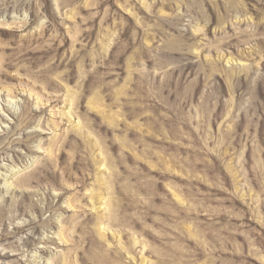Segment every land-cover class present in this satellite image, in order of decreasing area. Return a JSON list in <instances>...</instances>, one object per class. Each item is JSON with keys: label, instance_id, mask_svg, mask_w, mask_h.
<instances>
[{"label": "rangeland", "instance_id": "rangeland-1", "mask_svg": "<svg viewBox=\"0 0 264 264\" xmlns=\"http://www.w3.org/2000/svg\"><path fill=\"white\" fill-rule=\"evenodd\" d=\"M0 264H264V0H0Z\"/></svg>", "mask_w": 264, "mask_h": 264}]
</instances>
